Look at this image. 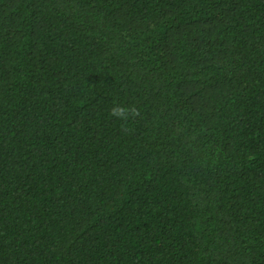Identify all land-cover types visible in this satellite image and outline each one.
<instances>
[{
    "label": "trees",
    "instance_id": "trees-1",
    "mask_svg": "<svg viewBox=\"0 0 264 264\" xmlns=\"http://www.w3.org/2000/svg\"><path fill=\"white\" fill-rule=\"evenodd\" d=\"M0 264H264V0H0Z\"/></svg>",
    "mask_w": 264,
    "mask_h": 264
},
{
    "label": "clouds",
    "instance_id": "clouds-1",
    "mask_svg": "<svg viewBox=\"0 0 264 264\" xmlns=\"http://www.w3.org/2000/svg\"><path fill=\"white\" fill-rule=\"evenodd\" d=\"M131 109L122 106L121 104L115 103L111 109V115L118 119H124L127 117Z\"/></svg>",
    "mask_w": 264,
    "mask_h": 264
}]
</instances>
